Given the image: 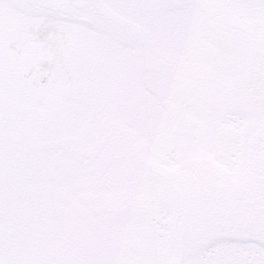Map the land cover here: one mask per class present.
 Returning a JSON list of instances; mask_svg holds the SVG:
<instances>
[{
    "label": "snow or ice",
    "instance_id": "6c2138e0",
    "mask_svg": "<svg viewBox=\"0 0 264 264\" xmlns=\"http://www.w3.org/2000/svg\"><path fill=\"white\" fill-rule=\"evenodd\" d=\"M0 264H264V0H0Z\"/></svg>",
    "mask_w": 264,
    "mask_h": 264
}]
</instances>
